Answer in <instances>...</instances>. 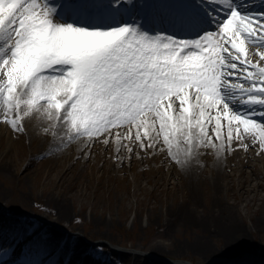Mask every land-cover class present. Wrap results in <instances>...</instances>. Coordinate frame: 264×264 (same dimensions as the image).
Instances as JSON below:
<instances>
[{"label":"snow or ice","instance_id":"1","mask_svg":"<svg viewBox=\"0 0 264 264\" xmlns=\"http://www.w3.org/2000/svg\"><path fill=\"white\" fill-rule=\"evenodd\" d=\"M216 3L228 5L222 16L206 7ZM197 7L207 27L194 26ZM154 11L165 13L160 31L137 22ZM0 41V104L14 129L43 109L78 136L134 126L141 147L157 121L169 149L210 142L209 126L216 139L264 144V67L244 58L253 42L264 61V12L230 0H0ZM235 92L251 107L231 106Z\"/></svg>","mask_w":264,"mask_h":264},{"label":"rangeland","instance_id":"2","mask_svg":"<svg viewBox=\"0 0 264 264\" xmlns=\"http://www.w3.org/2000/svg\"><path fill=\"white\" fill-rule=\"evenodd\" d=\"M262 63L264 67V61L255 62ZM22 115L16 129L5 122V115L0 116V163L9 171L0 172V210L11 218L28 217L33 223L23 238L11 239L5 233L8 244L3 253L10 255L15 250L21 256L20 261L24 249L31 253L38 250L37 262L32 264H78L68 263L61 247L49 252L36 249L34 241L47 232L48 236L63 239L80 238L84 245L75 249L76 254L89 256L87 261L92 257L101 264L116 258L118 264H264V225L255 226L257 217L248 215L245 208L238 222L250 231V251L223 253L224 237L204 234V226L200 224H177L179 206L175 197L161 194L154 182L156 177L167 173L161 162L134 168L129 147L124 153V146L117 148L110 141L101 145L92 143L80 153L70 144L63 145L62 154H56L57 147L53 148L57 149L53 157L52 153L32 158L31 153L37 147L25 132L28 115ZM7 118H12V114L8 113ZM72 163L76 172L74 181L60 183L62 173ZM251 163L249 167L264 170L262 163L255 160ZM58 187L72 196L66 204L68 215L59 218L54 205L61 201L63 193L57 191ZM170 224L172 228L168 227ZM202 238L209 249L195 246V241ZM10 263L0 258V264Z\"/></svg>","mask_w":264,"mask_h":264},{"label":"bare ground","instance_id":"3","mask_svg":"<svg viewBox=\"0 0 264 264\" xmlns=\"http://www.w3.org/2000/svg\"><path fill=\"white\" fill-rule=\"evenodd\" d=\"M237 2L244 8V11L251 10L253 5V1L249 5L244 0H238ZM259 7L264 8V5L261 4ZM252 43H245L247 51L244 58L252 59V63L255 64V62L261 61L254 54V48L250 47ZM257 50L264 51V48ZM258 66L262 67L263 63ZM233 94L229 93L228 95L234 97ZM229 103L233 104L231 106L236 108L243 107L247 109L251 107L244 104L240 98L230 99ZM4 115L5 109L0 104V116ZM27 119L28 126H26L25 132L31 144L37 147L35 152L33 151L31 153L32 158L52 153L50 156L53 157V151L57 150L53 148L57 147L59 149L56 154H62L63 149L61 148H63V145L70 144V147L72 146L75 151L77 150L80 153L91 146L92 143L101 145L102 143L110 141L112 144L115 142L116 145L114 146L117 148L120 145L124 146L122 151L124 153L126 152V148L129 147V156L134 168L151 164L153 161L161 162V166L164 167L163 169H166L165 172L167 173H165V176L156 177L154 182L161 194L172 195L173 198H176H174L175 204L179 206L176 209L178 210L176 216L179 218L177 224L181 226L200 224L204 226V234L224 237L225 245L221 251L223 253L248 251L250 248V231H247L245 226H240L238 222L242 208L246 209L248 215L257 217L253 222L255 226L264 225V170L249 167L252 165L251 160H255L264 165V144L259 142L258 136L254 139L251 134H245L243 138L236 139L234 134L233 139L229 141L222 133L220 139H216L211 126H209L208 136L210 142L189 145L183 140L174 139L173 146L169 149L167 145L162 143V135L159 137L156 136V133L159 131L157 121L149 130L152 139L144 138L145 143L141 147L140 141L134 139V126L130 133L127 126H124L119 128L120 130L118 132L112 129L115 135L103 134L98 137L89 138L86 136H78L67 127H63L59 121L49 119L43 109L39 112L29 113ZM257 119L259 118L257 117ZM223 124L224 122L222 121ZM43 135L45 136L43 137ZM152 144L155 146H149ZM125 169L122 170L125 171ZM1 171L9 172L0 163ZM75 177V166L72 163L62 173L60 183L61 181L71 183ZM71 185V187H74L73 184ZM57 191L61 194L63 193L61 201L55 202L54 205L55 213L59 218L68 215L67 209L69 208L66 204L72 196L67 192L64 194L62 192L63 190L59 187ZM60 197L58 196V200ZM109 197L110 195L107 198ZM124 208L122 206V209ZM31 223L33 222L26 217H22L21 219L8 218L0 210L1 242L5 243V233L14 239L23 238L30 229ZM168 227L172 228V224L168 225ZM3 234H5L4 239H2ZM204 240L202 238L199 241H195V243L197 242L195 246L201 250L204 248L207 249L208 244L207 242H203ZM83 245V240H80V238L72 240L66 237L63 239L62 236H48L47 232L43 233L37 241H34V246L38 247L36 249H39L41 252L44 249L45 252H49L55 249V247L61 246L64 258H68L70 262L72 261L74 263H79V259L73 256L74 253L72 250L79 249ZM28 258L30 260L33 259L34 254L29 255ZM117 262L116 258V260L112 259L107 264H116ZM86 264L94 263L88 262Z\"/></svg>","mask_w":264,"mask_h":264}]
</instances>
